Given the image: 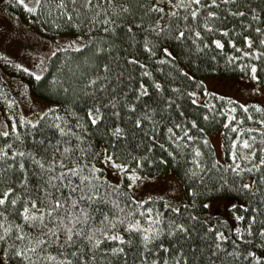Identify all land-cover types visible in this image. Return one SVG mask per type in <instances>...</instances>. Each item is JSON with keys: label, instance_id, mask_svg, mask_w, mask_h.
I'll return each instance as SVG.
<instances>
[{"label": "trees", "instance_id": "1", "mask_svg": "<svg viewBox=\"0 0 264 264\" xmlns=\"http://www.w3.org/2000/svg\"><path fill=\"white\" fill-rule=\"evenodd\" d=\"M41 2L42 7L38 8L35 13L28 12L30 16H35L37 24L43 26L52 38L57 35L66 36L69 34L78 38L80 44L77 47L61 46L53 52L47 58L41 74L37 75L40 77L39 79L36 78V75H32V71L17 68V77H21L27 83L26 85L34 96L47 100L50 104L35 118H26L18 114L13 115L12 118L6 116V129L0 130V133L8 131L9 135L7 137L0 135V150L8 152L9 156L0 158V169H7V177L12 179H8L7 184L0 179V193L3 192L5 187L13 186L16 188L17 195L23 194L21 188L12 182L15 179L14 174L18 172L16 164L22 158L17 156L13 159L11 157L12 151L27 153L33 150L34 137L36 139H51L55 143L57 139H60L59 134L52 127L57 122L64 127L71 126L79 132V129H75L74 124H65L66 118L69 121L75 119L69 113H77L76 118H80L81 123H84L87 108L95 102H99V105H107L113 95L119 98L124 92L128 93L125 99H129L132 95L129 89L134 90L137 87V81L143 79L145 82L151 83L152 79H157L164 85L165 99L169 96L172 97L171 107L165 110L162 105L159 107L151 105L156 108V112L155 114L149 113L152 117L151 122H145L143 129L140 130L133 128L132 121L121 109L124 119L120 123L127 131L128 136L122 144L118 143L117 147L121 152L127 151L132 156L142 158V167H136L131 159L128 160V163L133 171L140 172L145 177L159 176L172 170L185 190L187 202L179 205L181 212L185 215L180 216L170 208L165 207L169 203L161 198L139 200L144 201V203L136 205L138 200L132 196V193L126 187L128 184L126 176H123L122 183L119 184L120 188L115 193L110 192L108 198L110 200L117 199L121 206L128 203L129 208L125 209V214L133 206L136 207L137 212H143L146 208H151L153 217L157 213L161 215L162 224H167L171 220L188 224L187 213L199 216L202 221L204 220L203 213L205 211L203 204L214 198L230 197L238 199L245 207L229 209L228 213L233 218V223L228 220L217 219L211 226L214 230L224 232L225 235L230 237V240L237 239L231 229L237 225L243 229L248 223L247 218L254 214L251 209H258L261 214L257 215L256 225L253 227L255 232L256 226L264 222V206L261 205V197L264 196V182L259 180L260 176H264V166L252 172L247 171V169L252 164H258L259 159L264 157V152L260 151L261 148H264V124L260 123L261 120H264V110L256 103L241 105L232 99L214 94L209 95L206 104H193V97H190L187 93L192 91L204 93V84L200 81L201 77H242L251 80L253 79L252 64L257 66L255 73L257 78L253 80L264 87V45L259 43L260 39H264V34H262L264 33V0H237L235 5H231L234 9L239 7L240 10H243L246 13L244 17L227 16L223 8L229 7V5H222L219 10L221 19L214 22V29L225 27L229 35L225 36L215 30L212 32L204 31L202 28L201 38L194 37L190 32L187 33L181 44L173 43L171 51H173L175 59L172 60L171 64L161 65L156 63L155 60L148 61V70L152 72L151 78L142 77L138 70L134 72L132 67L123 64L124 57L128 52L139 51L134 48H127L126 50L125 42L128 40V35L123 27L118 28L116 36L109 33L108 37L105 38L101 26L93 27L86 20L79 28L72 27L67 20V16L63 15L62 11L56 7L59 0H41ZM155 2L156 0H115L117 4L127 3L130 9L129 12L117 20V23L119 24L121 19H135L137 22L143 19L146 26L148 21L155 17L156 13L153 12L145 16L144 12L147 7H150L151 3ZM140 4H145L146 7L142 9L139 7ZM78 6L79 0H77ZM66 8L73 16L74 23H80L81 20H84L83 16L78 17L76 12L73 11L70 0H66ZM250 9L255 10V15L260 19L253 20ZM22 13L23 7L22 10H19V14L22 15ZM183 14L181 10V15ZM202 17H206V12H202ZM192 26L196 27V23H193ZM257 27L262 29V33L255 32ZM245 35L252 37L251 49L243 41ZM136 39L141 40L142 37L137 35ZM216 39L221 41L224 45L223 48H217L211 43L212 40ZM89 40H92L91 44H89ZM193 41L196 43H193ZM153 42L155 43V41ZM81 44L84 47H79ZM97 46H102L105 51L97 53L95 51ZM162 46H166V44ZM244 52H250V55L245 56ZM139 54L143 59L144 54L142 52ZM161 55L162 53L157 51V56ZM104 64L109 66L107 72L103 68ZM3 66H5V72L8 74L7 62ZM180 68H183L188 76L194 79L189 80L184 77L179 71ZM121 72L124 75L118 81L117 77ZM129 74H134L135 79L129 80ZM105 77H107L106 80ZM89 80H94L96 83L90 85ZM101 83L105 84L104 90L100 89ZM5 87L7 88L0 81V109L9 110L13 107V96L7 89L10 93L9 98H7L8 92ZM172 87H175L178 91L172 92ZM120 103L123 104V100ZM138 104L137 114L143 109V102H138ZM233 109L235 110L233 111ZM143 110L147 111V109ZM101 111L107 114L111 109L101 108ZM205 115L208 119H204ZM57 116L60 117L59 121L56 119ZM30 121L32 123H29ZM192 121L196 122V127L192 126ZM177 123L181 125V128L174 127ZM13 124L15 125L14 132L12 131ZM111 124L112 120L109 118L105 119L99 128H89V131L84 133L86 139L81 147L87 150V145L91 143L99 148L110 142L109 137H102L101 134L104 126H110ZM169 127L173 128L175 135L167 131ZM200 129H203V131L201 132ZM185 131L187 135L193 137L191 141L186 139ZM217 131L221 135L222 154L225 158L223 163L218 161L214 147L211 146L209 141L210 134ZM133 132H135V135H133ZM145 132H147V135H145ZM176 136H179L180 139L176 140ZM63 139H68V137ZM205 140H207V144H205ZM244 140L248 141L251 145L250 148L243 146ZM232 141L236 142L235 147H233ZM72 142L75 143V141ZM148 148H151V151H148ZM197 148L201 153L199 157L195 154ZM232 152L236 153V162H233ZM250 152L253 153V158L251 160L243 159ZM169 153H172V155H169ZM196 161L199 162L201 167H196ZM214 162H218L215 167L213 166ZM93 163H96V161H93ZM102 163V161L97 163V167L101 168L104 175L103 168H105V165H102ZM236 163H239L240 167L244 169L239 174L232 171ZM9 164H12L13 168H7ZM28 171L31 173L34 169L28 167ZM2 176L3 174L0 173V177ZM253 181H256L251 190L252 193H255L254 196L251 193L246 194L240 191L241 184L252 183ZM189 188L195 191V197L188 191ZM257 188L260 189L259 192H256ZM30 195L35 197L34 192H30ZM126 196L130 197L131 200L126 199ZM145 215H148V213H145ZM236 215L244 216L245 220L236 221ZM97 219H99V216H97ZM13 220L14 217L10 216L9 222ZM15 223H20V221H15ZM193 223L196 232L193 233L192 239L187 243L195 242L197 246L195 254L198 257H203L201 264H212L214 258L209 256V250L215 251L212 248L214 238L211 233L205 236L210 224ZM243 236L245 240L252 239L246 232L243 233ZM109 244H112V242H105V246ZM260 244L259 238L251 246L237 240L236 248H233L230 241L225 242V251H238L242 255L239 257L225 256L222 251L217 254L219 258L215 260V264H252L251 259L245 260L244 256L249 250L261 255L264 248H261ZM124 247L128 251L127 264H134V259L139 253L137 242L134 240L130 250L127 244ZM51 251L55 254L54 248ZM104 255L103 252L97 253L96 264H108L109 260H111V264H118L117 259L111 256H108L107 259H101ZM189 255L192 254L189 253ZM124 259L125 257H120V264ZM51 264H56V262L53 261Z\"/></svg>", "mask_w": 264, "mask_h": 264}, {"label": "snow or ice", "instance_id": "2", "mask_svg": "<svg viewBox=\"0 0 264 264\" xmlns=\"http://www.w3.org/2000/svg\"><path fill=\"white\" fill-rule=\"evenodd\" d=\"M70 2L77 16L84 17L80 23L73 22V16L66 8V0H59L56 7L62 11L63 15L67 16L72 27L79 28L86 20L93 27L101 26L105 38L108 37L109 33L116 36L118 28L123 27L128 35V40L125 42L126 50L127 48L139 50L128 52L124 57L123 64L132 67L134 72L138 70L142 77L148 78L152 77V72L148 70V61L155 60L161 65L171 64L172 60L175 59V55L171 51L173 43L181 44L187 33L190 32L194 37L201 38L202 28L204 31L212 32L215 30L225 36L229 35L225 27L214 29V22L221 19L219 10L222 5H229V7L223 8L227 16L244 17L246 15L239 7L235 9L231 7L237 3V0H156L144 12L145 16L153 12L156 13L155 17L151 18L145 26L143 19L138 22L135 19H121L119 24L117 23L122 15L129 12L127 3L117 4L115 0H79L77 7V0H70ZM17 3L29 13H35L38 8L42 7L41 0H35L34 6H30L25 0H17ZM139 7L143 9L146 6L140 4ZM181 10L183 15H181ZM249 11L252 12L253 20L260 19L255 15V10L250 9ZM202 12H206V17H202ZM193 23H196V27L192 26ZM255 32L262 33V29L257 27ZM137 35L141 36L142 39L137 40ZM243 41L251 49L252 37L245 35ZM91 43L92 40H89V44ZM193 43L196 42L193 41ZM211 43L217 48L224 46L219 39L212 40ZM259 43L264 45V39H260ZM165 44L166 46H162ZM79 47L82 48L84 45L81 44ZM197 48L199 50L198 45ZM95 51L101 53L105 49L102 46H97ZM157 51L162 55L157 56ZM140 52L144 54L143 59L140 57ZM244 55L248 56L250 52H244ZM17 67L22 68L21 65H17ZM103 68L107 72L109 70L108 64H104ZM23 70L28 71V69ZM160 70L162 71V69ZM179 71L189 80L194 79L189 77L183 68H180ZM256 71L257 66L252 64L253 79L257 78ZM123 75L124 73L121 72L117 80L119 81ZM36 78L39 79L40 77L37 76ZM104 79L106 80L107 77ZM128 79L134 80L135 75L129 74ZM120 82L122 83V81ZM88 83L94 85L96 81L89 80ZM100 89H105L104 83L100 84ZM150 89L152 90L151 93ZM129 91L132 93L129 99H125L128 93L124 92L119 98L113 95L107 105H99V102H95L87 108L84 123H81L80 118H76L77 113H69L75 119L69 121L66 118L65 124H74L75 129H79V132L71 126L64 127L57 122L52 126L60 137L55 143L51 139H36L34 137L33 150L27 153L24 151L11 152L13 159L17 156L22 158L16 164L18 172L14 174L15 179L12 182L21 188L23 194L17 195L16 188L13 186L5 187L0 193V233H2L0 234V264H51L53 261L56 264H96L98 252L105 254L101 259H107L108 256H111L117 259L118 264H120V257L123 256L125 259L122 264H127L128 251L124 245L127 244L130 250L134 240L139 248L134 264H201L203 257H198L195 254L197 247L195 242L191 244L187 242L192 239L193 233L196 232L193 222L207 225L209 224L207 218L201 221L199 216L187 213L188 224L176 220L162 224L161 215L157 213L153 217L151 208L137 212L136 207L133 206L125 214V209L129 208L128 203L121 206L117 199L110 200L108 198L109 193H115L120 185L113 184L108 180L103 175L101 168L97 167V163L102 161L110 172L126 176L131 181L126 185L129 189L140 177L131 169L128 160L131 159L138 168L143 166L142 158L132 156L127 151L121 152L117 147V144H122L128 136L127 131L120 123L124 119L121 109L132 121L133 128L140 130L143 129L145 122H151L152 117L149 113L155 114L156 112V108L151 105L157 107L162 105L165 110L171 107L172 97L169 96L165 99L164 85L160 80L152 79L151 83H147L141 79L137 81V87L134 90L129 89ZM171 91L176 92L178 89L172 87ZM187 95L195 98L197 93L192 91ZM121 100H123V104L120 103ZM138 102H143V109H147V111L142 109L137 114ZM192 103L196 104L198 101L192 99ZM101 108H110L111 111L106 114L101 111ZM41 115L43 116V114ZM109 118L112 120V124L104 126L101 136L109 137L110 142L99 148L91 143L87 145V150L81 147L86 139L84 133H87L89 128H99L101 123ZM56 119L59 121L60 117L57 116ZM204 119H208L207 115L204 116ZM260 123L264 124V120H261ZM192 126L196 127L195 121H192ZM174 127L179 129L181 125L177 123ZM12 131H15L14 124ZM167 131L173 133V128L169 127ZM200 131L202 132L203 129ZM184 134L187 140L193 139L192 136L187 135L186 131ZM0 135L7 137L9 132L3 131ZM173 135L175 134L173 133ZM64 137H68V139H63ZM17 138L19 139V137ZM179 139L180 137L176 136V140ZM205 144H207V140H205ZM235 144L236 142L232 141L233 147ZM243 146L245 148L251 147L247 140L243 141ZM148 151H151V148H148ZM260 151L264 152V148H261ZM195 154L197 157L201 155L198 148L195 149ZM8 156V152L0 150V158H7ZM231 156L233 162H236V153L232 152ZM252 158V152L243 157L245 160ZM217 163L214 162L213 166L215 167ZM262 166H264V157L259 159L258 164H252L247 171L252 172ZM28 167L33 168L34 171L30 173ZM196 167H201L198 161H196ZM7 168H13V165L9 164ZM232 171L239 174L244 169L240 167L239 163H236ZM0 173L3 174L0 179L5 184H7L8 179H12L7 177V169H0ZM259 180L264 182V176H260ZM254 183L256 181L241 184L240 191L246 194L251 193L254 196L255 193L251 192ZM188 191L195 197L196 193L193 189L189 188ZM259 191L260 189L257 188L256 192ZM30 192H34L35 197L30 195ZM126 199L131 200L127 196ZM148 199L151 200L152 197H148ZM143 203L144 201H137L136 205ZM261 205L264 206V196L261 197ZM208 206L203 204L204 208ZM230 206L233 209L245 207V205L236 204ZM165 207L170 208L180 216L185 215L179 206L166 204ZM251 211L254 214L247 218L248 223L243 229L239 225L231 229L237 239L230 240V237L224 232L214 230L211 225L207 228L205 236L211 233L214 238L212 248L215 251L209 250V256L214 258L212 264H215V260L219 258L217 254L222 251L225 256L239 257L242 255L238 251H225V242L230 241L233 248H236L237 240L251 246L259 238L260 247L264 248V222L256 226L255 232L253 231L257 215L261 213L258 209H251ZM10 216L14 217L12 222H9ZM235 220L243 221L245 217L236 215ZM15 221H20V223H15ZM142 221L144 222L142 223ZM244 232L252 239L245 240ZM108 241L112 244L105 246V242ZM53 248L55 254L51 251ZM189 253L192 255L190 256ZM150 257L151 259H149ZM249 258L252 264H264V254L257 255L255 251L249 250L244 259L248 260ZM108 264H111V260L108 261Z\"/></svg>", "mask_w": 264, "mask_h": 264}, {"label": "rangeland", "instance_id": "3", "mask_svg": "<svg viewBox=\"0 0 264 264\" xmlns=\"http://www.w3.org/2000/svg\"><path fill=\"white\" fill-rule=\"evenodd\" d=\"M25 2L30 6L35 4V0H25ZM19 10H22V6L17 3V0H0V81L7 86V88L5 87L8 92L7 98H9V91L13 96L12 109H6L8 112L0 109V130L6 129V116L12 118L13 115L18 114L26 118H35L50 104L47 100L35 97L26 85L27 83L21 77H17L16 71L18 72L19 69L17 65L22 66L21 70L28 69L37 76L43 71L47 58L61 46L77 47L80 44L78 38L69 34L66 36L57 35L54 36L55 38L50 37L46 29L37 24L35 16H30L24 8L20 15ZM6 62L8 74L3 66ZM200 81L204 84V93H197V96L193 98L198 101V104H206L209 95L214 94L232 99L241 105L256 103L264 110V87L253 79L208 76L201 77ZM209 141L214 147L218 161L225 162L219 131L211 133ZM103 171L105 172L104 176L112 183H122L123 174L110 172L106 165ZM135 172L140 179L131 189H128L136 200H146L148 197L161 198L173 206L187 202L185 190L172 170L159 176L149 177ZM127 182L131 183L129 180ZM206 204L209 206L205 208L203 218H207L209 224L213 225L217 219L233 223L234 220L228 213L232 208L230 205H242V202L238 199L225 197L214 198ZM261 254H264V250Z\"/></svg>", "mask_w": 264, "mask_h": 264}]
</instances>
